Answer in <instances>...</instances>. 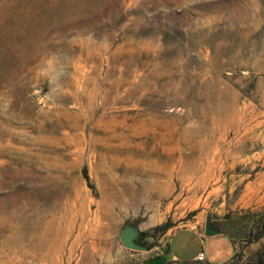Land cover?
Returning a JSON list of instances; mask_svg holds the SVG:
<instances>
[{"label":"rangeland","instance_id":"374dc122","mask_svg":"<svg viewBox=\"0 0 264 264\" xmlns=\"http://www.w3.org/2000/svg\"><path fill=\"white\" fill-rule=\"evenodd\" d=\"M0 183L17 206L59 199L57 264H179L167 246L207 249L168 243L184 227L229 238L220 264H264V0H0ZM35 253L0 244V264Z\"/></svg>","mask_w":264,"mask_h":264},{"label":"bare ground","instance_id":"6f19581e","mask_svg":"<svg viewBox=\"0 0 264 264\" xmlns=\"http://www.w3.org/2000/svg\"><path fill=\"white\" fill-rule=\"evenodd\" d=\"M91 92L92 93L88 95L90 105H92L93 103H96L100 107H106L107 103H109L110 101L109 97L107 95H102L94 91H91ZM81 105L83 106V104ZM109 107H112V106L109 105ZM9 139L10 140L12 139L11 135ZM134 145H136L137 147L139 146L149 147L152 145H156V143L153 140L152 141L143 140V141H138ZM179 145L183 147L185 145L184 141L180 140ZM43 147H44V141H39L38 148H43ZM194 148H195V145H194ZM156 152H158L159 155H162L160 151H156ZM181 154H182L181 158L184 159L185 161L190 160V158L192 157L191 154L194 155L193 153H191L190 155H185L183 151H181ZM17 192L19 193L18 190ZM12 194L15 195V193H12ZM32 198L34 199V197ZM12 200L14 199H11L10 195H6L0 198V244L5 245L6 247H9L12 244H15L16 242L18 246H22L24 248H27L28 245L33 244V247L36 250V253L34 254V257L36 258V261H34L35 264H45L47 262L57 264V256L60 254L59 252L60 250L58 249L57 242L49 238V235L52 232V227H51L52 225L49 226L48 224L49 219L47 218L46 208L48 204H50L54 208L58 207L59 199L55 198L54 200L50 201L48 199L43 198L42 201H37L31 206H27L25 204H21L17 206L15 201H12ZM81 216L83 217V219L80 223H78L77 221V224L79 227L77 228L75 239L71 243V246L67 248V250L70 253H72L75 250V245L77 243V239L80 233L84 231L86 233V228L88 227L87 226L88 224L86 223V213L85 215L82 214ZM61 250L64 251V243L61 244Z\"/></svg>","mask_w":264,"mask_h":264},{"label":"crops","instance_id":"0c3cea01","mask_svg":"<svg viewBox=\"0 0 264 264\" xmlns=\"http://www.w3.org/2000/svg\"><path fill=\"white\" fill-rule=\"evenodd\" d=\"M181 230H188L197 236L200 237V242H202L204 245H206V250H198L188 258H184L180 251L173 252L169 249L167 246L166 252V258H169V260H172L179 264H188L189 262L196 260V255L198 253H202L203 257L212 264H220L224 262L227 257L230 255L231 252V244L229 238H227L226 235L222 234L221 232H214L211 234H205L204 232L201 234L198 232L196 228H179L171 233V235L168 238V243L173 238L179 236V232ZM181 236H179L180 238ZM151 261V260H150ZM147 261V262H150ZM147 264V263H146Z\"/></svg>","mask_w":264,"mask_h":264},{"label":"water","instance_id":"95a60500","mask_svg":"<svg viewBox=\"0 0 264 264\" xmlns=\"http://www.w3.org/2000/svg\"><path fill=\"white\" fill-rule=\"evenodd\" d=\"M215 231L210 228H205L204 233L205 234H211ZM140 237V234L137 232V230L132 226H124L119 234L118 239L120 244L123 247L130 248V249H144L143 246L138 244L136 240Z\"/></svg>","mask_w":264,"mask_h":264},{"label":"built area","instance_id":"2783aa9c","mask_svg":"<svg viewBox=\"0 0 264 264\" xmlns=\"http://www.w3.org/2000/svg\"><path fill=\"white\" fill-rule=\"evenodd\" d=\"M203 254L202 253H198L197 255H196V260L197 261H201V260H203Z\"/></svg>","mask_w":264,"mask_h":264},{"label":"trees","instance_id":"16d2710c","mask_svg":"<svg viewBox=\"0 0 264 264\" xmlns=\"http://www.w3.org/2000/svg\"><path fill=\"white\" fill-rule=\"evenodd\" d=\"M84 174V173H83ZM84 176H86L85 174H84Z\"/></svg>","mask_w":264,"mask_h":264}]
</instances>
